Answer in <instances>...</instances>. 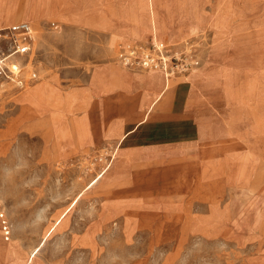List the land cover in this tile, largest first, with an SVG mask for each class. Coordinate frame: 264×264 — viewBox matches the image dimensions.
Segmentation results:
<instances>
[{"label":"rangeland","instance_id":"obj_1","mask_svg":"<svg viewBox=\"0 0 264 264\" xmlns=\"http://www.w3.org/2000/svg\"><path fill=\"white\" fill-rule=\"evenodd\" d=\"M22 4L9 28L32 27L30 51L13 56L9 77L0 78V264H264V0H189L181 3L186 16L172 20L178 27L162 34L161 42L193 49L195 60L204 53L230 75L227 87L215 86L217 112L208 120L219 136L207 146L234 143L242 158L212 156L186 177L179 161L159 163V177H142L150 163L120 157L119 143L83 144L91 116L42 107L60 104L50 90L86 92L100 66L149 72L126 68L120 54L153 43L152 34L126 40L56 20L29 23ZM216 41L224 42L215 48ZM109 113L97 122L123 116L116 107ZM62 124L72 127V141L68 129L65 139L57 132Z\"/></svg>","mask_w":264,"mask_h":264},{"label":"crops","instance_id":"obj_2","mask_svg":"<svg viewBox=\"0 0 264 264\" xmlns=\"http://www.w3.org/2000/svg\"><path fill=\"white\" fill-rule=\"evenodd\" d=\"M21 1V16L29 23L56 20L71 30L126 40L148 38L152 34L153 42L159 43L169 25L178 27L172 20L186 16L181 3L189 0H1L0 29L13 25ZM217 34L219 37L220 32ZM223 42L216 41L215 48ZM198 58L193 72L183 79L167 77L163 71L131 73L100 66L94 70L86 92L61 96L50 90L60 104L52 106L45 102L42 107L50 114L86 113L91 116L94 127H89L90 136L82 140L91 149L119 143L125 136L121 144L124 152L121 150L120 157L150 163V174L143 173L142 177H159V163L174 164L175 161L180 162L174 164L179 167L178 174L190 176L196 169L203 171L201 169L207 167L204 162L212 156L225 153L242 158L234 143L211 149L207 146L209 138L218 135V132H211L210 129L216 128L208 120L211 112H217L213 98L215 86L224 83L222 86L227 87L230 75L223 69L218 73L204 53L198 54ZM94 76L104 81L103 86L97 87ZM235 83L241 87L240 79ZM225 91L228 92L227 88ZM115 107L122 117L114 116L111 124L97 122L99 113H114ZM67 126L62 124L60 129L56 126V130L63 136L68 129L72 141V127ZM63 137L65 139L66 135ZM69 142L68 139L64 141L65 144ZM193 154L199 158L193 162L198 163V167L186 159ZM244 158L250 159L248 155Z\"/></svg>","mask_w":264,"mask_h":264},{"label":"built area","instance_id":"obj_3","mask_svg":"<svg viewBox=\"0 0 264 264\" xmlns=\"http://www.w3.org/2000/svg\"><path fill=\"white\" fill-rule=\"evenodd\" d=\"M32 27L21 23L9 29L0 30V78H8V62L13 56L30 51ZM191 49L189 53L179 52L175 45L153 42L149 45L130 44L122 48L121 63L128 69L142 71L163 70L168 76H185L196 67Z\"/></svg>","mask_w":264,"mask_h":264},{"label":"bare ground","instance_id":"obj_4","mask_svg":"<svg viewBox=\"0 0 264 264\" xmlns=\"http://www.w3.org/2000/svg\"><path fill=\"white\" fill-rule=\"evenodd\" d=\"M1 1V0H0ZM5 4V3H4ZM1 5V4H0ZM5 6H6V4H5ZM18 6V5H17ZM28 6V5H27ZM1 7V6H0ZM4 7V6H3ZM5 9H6V7H5ZM154 9V8H153ZM3 12H4V10H3ZM12 12V11H11ZM1 14V13H0ZM23 16V15H22ZM1 18V17H0ZM153 18V17H152ZM2 19V18H1ZM8 20H9V18H8ZM158 21V20H157ZM158 23V22H157ZM9 24H10V22H9ZM4 29H7V28H4ZM4 29H0V30H4ZM11 70H12V72H14L15 74H16V72H18L19 71V66H18V64L16 63H14V64H12V66H11ZM155 71H163V70H155ZM164 72V71H163ZM165 73V72H164ZM166 74V73H165ZM167 75V74H166ZM167 77H170V76H168L167 75ZM171 78V77H170ZM44 89H45V84H42L41 86H39L38 87V89L35 91L36 93H38V95H41L43 92H44ZM147 118V117H146ZM149 120V119H148ZM137 127V126H136ZM130 132V131H129ZM124 138H125V136L124 137H122L121 139H120V141H119V147H121V144H122V142H123V140H124ZM118 147V148H119Z\"/></svg>","mask_w":264,"mask_h":264}]
</instances>
